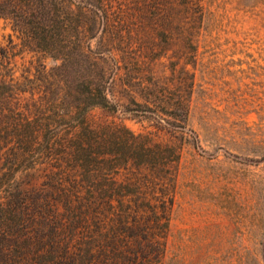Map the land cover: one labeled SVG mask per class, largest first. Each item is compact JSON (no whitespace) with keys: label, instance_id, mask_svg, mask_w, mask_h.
Listing matches in <instances>:
<instances>
[{"label":"rangeland","instance_id":"rangeland-1","mask_svg":"<svg viewBox=\"0 0 264 264\" xmlns=\"http://www.w3.org/2000/svg\"><path fill=\"white\" fill-rule=\"evenodd\" d=\"M89 1L65 5L75 41L106 57L108 97L154 107L92 108L89 121L180 154L162 264H264V0ZM16 36L0 19V46ZM14 52L18 77L55 64L27 47ZM163 99L186 102L191 132L158 121Z\"/></svg>","mask_w":264,"mask_h":264},{"label":"trees","instance_id":"trees-1","mask_svg":"<svg viewBox=\"0 0 264 264\" xmlns=\"http://www.w3.org/2000/svg\"><path fill=\"white\" fill-rule=\"evenodd\" d=\"M69 1L0 0L20 41L0 46V264H162L180 154L125 127L92 126V108L154 107L108 97L106 57L75 41ZM16 46L55 64L18 77ZM158 103L159 122L191 132L184 100Z\"/></svg>","mask_w":264,"mask_h":264}]
</instances>
